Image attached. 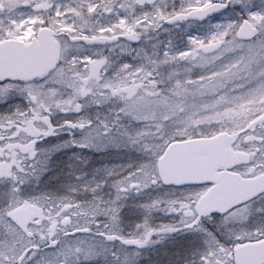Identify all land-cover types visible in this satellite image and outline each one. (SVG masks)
<instances>
[{
  "label": "snow or ice",
  "instance_id": "snow-or-ice-1",
  "mask_svg": "<svg viewBox=\"0 0 264 264\" xmlns=\"http://www.w3.org/2000/svg\"><path fill=\"white\" fill-rule=\"evenodd\" d=\"M158 29L169 38L149 51ZM14 94L27 103L0 114V264H131L108 245L140 249L181 231L202 234L193 264H264V0H0V101ZM90 105L110 115L52 119ZM61 131L65 145L132 147L146 160L112 181L110 200L99 182L25 197L58 150L38 141ZM153 185L183 190L141 205L144 220L123 234L119 202ZM154 210L178 220L153 225Z\"/></svg>",
  "mask_w": 264,
  "mask_h": 264
},
{
  "label": "flooded vegetation",
  "instance_id": "flooded-vegetation-1",
  "mask_svg": "<svg viewBox=\"0 0 264 264\" xmlns=\"http://www.w3.org/2000/svg\"><path fill=\"white\" fill-rule=\"evenodd\" d=\"M18 94L10 95L11 99L4 104L0 103V114H6L11 111L1 110V107L8 106L9 104H14L16 101L22 102V98L16 100ZM6 108V107H5ZM110 115V110L108 107L104 105L102 106L99 111V119L103 120L105 117ZM61 116H64L63 119H60ZM70 116V118H69ZM73 114H62L57 113L55 114L52 119L55 123H60V120L64 119H73ZM60 119V120H57ZM125 124V121H123ZM127 125V124H125ZM130 129L135 127H129ZM79 133V131H75L73 134ZM60 137H69L66 131H61L55 136H50L47 138L38 141L37 146H46V143H53L52 146H56V141L54 138ZM72 139L71 137L68 140ZM68 153L66 156L68 157ZM72 151L70 152V154ZM143 154L138 152L135 148L126 147V146H113L110 150L106 153H95L94 155H90V159L87 161V165L85 166L86 172L85 174H90L93 177L96 176L99 179V183L106 184V179L113 181L114 179L118 178L120 175H126L129 171H133L140 163L144 162ZM59 155H55L57 158ZM92 157V158H91ZM86 158H84L85 160ZM73 161V160H72ZM136 163L134 166L129 167V163ZM111 171L115 175L108 176L107 173ZM112 184V183H111ZM183 189L181 187H172V186H164V185H153L150 186L145 190L148 193V201L142 202L143 204L151 202L153 199L165 197L166 194H179L180 191ZM142 192V191H141ZM140 192V193H141ZM140 193L130 192L128 193L121 202V210H120V221L119 227L123 234H128L129 232L133 231L134 225L136 223H140L144 220L147 213L143 210V213H139L141 219L139 217L134 216L137 213L134 212L136 210V202L138 204V209L141 203L138 200V195ZM99 195L102 196L105 200H110L114 197L115 191L113 188H108L107 190H103L102 193ZM91 197V196H90ZM136 204V205H137ZM255 206H260V202L257 201ZM143 209L142 207H140ZM159 214V213H158ZM160 215V214H159ZM163 218L160 219L156 216V210L152 211L151 214L148 216L149 222L153 225H158L161 223H175L170 221V214L162 213ZM172 219L178 218L175 216H171ZM100 219H103L102 217ZM159 219V220H158ZM205 226L214 229L215 224H209V222L205 221ZM109 245L114 246L115 248H129L128 250L134 251V253H138L135 255V260L131 264H193V261L198 259V252L203 249L202 243V234L197 232L191 231H181L178 233L170 234L169 236L165 237L159 243H155L144 248L136 249L131 246H122L119 242H111ZM181 247L183 254H176V250ZM126 250V251H128ZM189 254V255H188ZM188 255V256H186ZM111 257V256H110ZM136 261V263H134Z\"/></svg>",
  "mask_w": 264,
  "mask_h": 264
},
{
  "label": "rangeland",
  "instance_id": "rangeland-1",
  "mask_svg": "<svg viewBox=\"0 0 264 264\" xmlns=\"http://www.w3.org/2000/svg\"><path fill=\"white\" fill-rule=\"evenodd\" d=\"M176 1H178L177 4H179L180 0H175V3H176ZM257 2H258V0H257ZM165 3H167L169 5V8H170L172 3H173V0H165ZM219 18H220V16L217 15V16H214V17L210 18L209 20H206L203 23H199V24L196 23V25L194 27L188 29V31L190 33H195L198 30H203V27H202L203 25H206L209 22L215 23ZM165 27H167V26H165ZM181 27H183V26H181ZM172 32H173L174 36L178 37L179 30L173 29ZM168 38H169L168 34L165 33L162 29H158L156 32H150L148 34V37L146 38L145 47H147L148 50L151 51V45L152 44L156 43L157 41H166ZM177 43H179V39H177ZM133 47H136V46H133ZM104 54L105 55H110L112 60L114 62H116V63H119L120 61H123V60L131 62V57L130 56H122L121 53H120V49L119 48H115L112 52H109L108 49L105 48L104 49ZM133 55H134V53H133ZM9 98H10V96L7 99H5V100L0 101V103L4 104L5 102L10 101L11 99H9ZM20 98H22V102L21 103L19 101H16L13 105L9 104L8 106H6V104H5L4 107H1V110L2 111L3 110H5V111H7V110L8 111H11V110L14 111L18 106L19 107L26 106L27 102L24 100L23 96L18 94V97H17L16 100H18ZM105 106L108 107V110H110L111 105H105ZM100 109H101V107H100ZM63 117L64 116H61L60 119H63ZM77 117H84V115L83 114L74 115L73 119H76ZM69 118H70V116H69ZM60 119H57V120H60ZM62 121L63 120H60V123H62ZM125 124H127L129 127H137V125L134 122L129 124L128 121H125ZM73 137L76 138V139H79L81 137V133L80 134L78 133V134H75V135L73 134ZM68 138L69 137H60V138L56 137V138H54V140L56 141V146H57L58 150H53L51 152L47 163L51 160L53 155L58 154L60 156L63 153L69 152L68 153V161L71 163L72 160H73L75 165H77L80 168H82V167L87 165V161L90 159V155L92 156L95 153H97V154L106 153L108 150L113 148V146L98 147V148H80V147H77V146H74V145H71V144L65 145L64 142L68 141ZM53 143H55V142H53ZM53 143H51V142L49 143L48 142V143H46V146H37V148L40 147L42 149L43 147H45L43 149H51ZM71 151H72V153L70 154ZM142 156H144V155H142ZM84 158H86V159L84 160ZM144 160H146L145 156H144ZM46 175H47V165H46V171H44L41 174L39 180L30 179L25 185L22 186V194L25 197H31V196H36V195L42 194L43 193L42 189L45 188V185H44L45 181H43V177L46 176ZM71 182H70L71 183L70 184V188L68 187V191H67V193L65 195H69L70 194V190L72 188H74V187L75 188H80L81 186L86 185V184H94L95 182H99V180L97 178H94L92 175H88V174L86 175V174H82L81 172H79L78 174L75 175V177L73 178V181H71ZM111 183H112L111 180H107L106 179V184H104V183L102 184V188H101V190L99 191L98 194L102 193L103 190H107L108 191V188H112L111 187ZM53 185H54V183H53ZM60 187H61V185H60ZM63 188L65 190V186ZM51 189H52V186H51ZM145 190L146 189H144L138 195V197H139L138 200L141 203V205H142V202H147L148 201V193L145 192ZM71 194H73L77 200H81V201L91 199L90 196L92 195L91 193L85 192L83 190H80V191H77V192L71 193ZM158 197H156V198H158ZM136 204H137V202H136ZM136 204H135L136 210L134 212H136L137 214L136 215L133 214V217L137 216V217H139V219H141L142 217H140L139 213H143L142 211L144 209H141L140 207L138 209V204L137 205ZM162 213H164V212L156 210V216L158 218H160V219L163 218ZM171 216L169 217L171 222H176L178 220V218L172 219ZM132 228H134V227H132ZM108 246L111 247V249L113 251L119 250V253H120L122 259L125 256V254H127V256L130 257V259H131V263L135 260V255H133L134 251L128 250L129 248H115L112 245H108ZM126 250H128V251H126ZM176 254H183V251L181 250V247H179L176 250ZM188 255H186V256H188ZM111 260H112V258L110 256H107V258H105V256L101 255V256H97L94 259H91L89 261L82 262V264H111ZM134 263H136V261Z\"/></svg>",
  "mask_w": 264,
  "mask_h": 264
},
{
  "label": "trees",
  "instance_id": "trees-1",
  "mask_svg": "<svg viewBox=\"0 0 264 264\" xmlns=\"http://www.w3.org/2000/svg\"><path fill=\"white\" fill-rule=\"evenodd\" d=\"M177 2L178 1H176V4ZM99 111H100V107H97L95 105H90L87 108L83 109L82 112L79 114H83L84 117L92 119L95 122L96 119L99 118L98 117ZM79 114H73V115H79ZM38 149H41V148L38 147ZM66 154L67 153H63L57 158H55V155H53V157L51 156L52 157L51 160L47 163V175L43 177V181H45L44 182L45 188L42 189L43 194L54 195L57 197L64 196L68 191V187L70 188V184L72 183L71 181H73V178L75 177V175L78 174L79 172H81L82 174H85L86 172L85 166L80 168L79 166L74 164V161L70 163L68 161V157L66 156ZM135 164L136 163L131 162L129 163V166H134ZM94 178L99 179L96 176H94ZM51 186H52V189H51ZM64 186H65V190L63 188Z\"/></svg>",
  "mask_w": 264,
  "mask_h": 264
},
{
  "label": "water",
  "instance_id": "water-1",
  "mask_svg": "<svg viewBox=\"0 0 264 264\" xmlns=\"http://www.w3.org/2000/svg\"><path fill=\"white\" fill-rule=\"evenodd\" d=\"M217 15H219V14H217ZM217 15H215V16H217ZM214 17V16H213ZM212 18V17H211ZM210 19V18H209ZM206 21V20H205ZM205 21H199V22H196V23H202V22H205ZM166 26H168V25H166ZM220 158H222V157H220ZM164 186H169V185H164ZM170 186H172V187H178L179 188V186H173V185H170Z\"/></svg>",
  "mask_w": 264,
  "mask_h": 264
}]
</instances>
